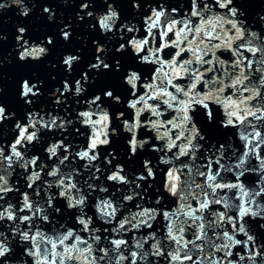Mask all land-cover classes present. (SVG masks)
I'll list each match as a JSON object with an SVG mask.
<instances>
[{
	"label": "snow or ice",
	"instance_id": "snow-or-ice-1",
	"mask_svg": "<svg viewBox=\"0 0 264 264\" xmlns=\"http://www.w3.org/2000/svg\"><path fill=\"white\" fill-rule=\"evenodd\" d=\"M59 2L98 38L49 91L21 80L22 115L0 102V264H264V0Z\"/></svg>",
	"mask_w": 264,
	"mask_h": 264
},
{
	"label": "water",
	"instance_id": "water-1",
	"mask_svg": "<svg viewBox=\"0 0 264 264\" xmlns=\"http://www.w3.org/2000/svg\"><path fill=\"white\" fill-rule=\"evenodd\" d=\"M5 2L6 0H0V3ZM25 3L32 8L27 17L19 14L20 10L16 5H12L9 9H0V35L5 38L0 41V90H2L0 91V102L10 111H16L18 116L22 115V111L27 108L19 97V83L22 79H40L45 84L41 91H49L54 83L58 84L60 79L65 76L64 69L59 63L62 56L68 52L81 55L82 63L76 69V72H79L94 54V46L91 44V40L94 36L98 38V34H91L84 25L75 21V12L78 10L76 3L63 4L59 0H56L55 3H49L48 0H35L34 7L28 0H25ZM44 6L53 7L56 10L57 20L61 23L71 22L73 36L70 41L66 42L60 38L59 26L56 20H47V14L42 12ZM122 7H125L126 10L130 9V5ZM241 7L251 9L255 6L241 5ZM68 18L71 20L69 21ZM17 26L26 27L33 39L51 35L54 44L49 46V55L38 62L29 60L26 63H21L14 50ZM52 65H55V68ZM52 77L56 78L55 81L51 79ZM111 82L105 75L95 81V86L99 88ZM41 103H48L47 96L42 98ZM3 131L7 140L11 134L10 125H6ZM84 139V137H77L76 142L79 143Z\"/></svg>",
	"mask_w": 264,
	"mask_h": 264
}]
</instances>
